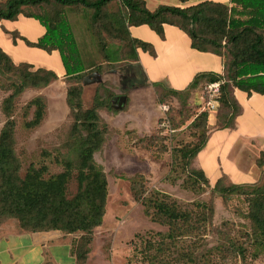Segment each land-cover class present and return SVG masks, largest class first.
I'll return each mask as SVG.
<instances>
[{
    "label": "rangeland",
    "instance_id": "374dc122",
    "mask_svg": "<svg viewBox=\"0 0 264 264\" xmlns=\"http://www.w3.org/2000/svg\"><path fill=\"white\" fill-rule=\"evenodd\" d=\"M198 1L201 0H189V3ZM157 2L182 5L178 0ZM53 7L51 4L27 10L43 14ZM63 10L70 21L86 67L85 79L80 82L82 107L92 106L93 99L99 93L108 95L109 89L115 95L111 109L99 110L102 120L107 124V132L101 148L94 153V159L102 166L107 179L104 215L101 225L86 235L89 242H80V250L87 249V254L85 260L78 264H148L132 257L133 247L140 238L136 236L151 233L158 238L160 236L157 233H166L169 226L145 215V209L150 212L152 209L134 199L130 182L133 178L138 179L135 188L144 196H153L155 192L165 194L167 201H175L177 207L190 213L193 219L205 213V219L198 220L196 224L198 229L180 235L179 240L175 241V246L171 248L172 258L177 259L180 254L188 253L195 257L196 264H264V251L258 250L253 241L254 230L247 217L246 195L233 193L223 197L212 191L220 175H224L221 182L223 186L264 182V156L261 154V151L264 152L263 131H259L252 123L249 125V111L238 120L235 130H218L221 110L210 113L205 121L197 117L202 108L204 81L188 94L176 96L165 92L169 86L180 87L173 86L168 80L162 81L164 88H153V81L143 75L141 68L134 64L135 61L120 60L108 64L104 60L102 45L105 48L121 47L122 55H127L128 49L122 37H112L98 24L90 27V13L80 6ZM105 10L111 13L122 10L120 0H111ZM26 19L19 16L16 21H9L6 25L21 29ZM23 29L31 32L25 25ZM130 32L132 36L144 40L156 41L158 37L144 25L131 27ZM6 36L0 39L2 47L8 46L6 42L10 43L11 36ZM28 36L33 39L34 33ZM25 47L30 54H26L24 60L35 64L30 69L46 67L58 72L57 68L41 64L36 54L45 51ZM15 51L21 56L25 55L22 49L16 48ZM98 65L103 68L100 73L94 70ZM19 80L17 75L5 71L0 64V129L7 120L3 100ZM73 83L64 76H58L45 87L25 88L14 98L10 115L14 121L12 150L20 177L34 168L42 169V177L48 178L62 171L65 160L77 161L76 138L71 133L72 117L65 102L66 89ZM255 94L259 103L264 100V95ZM36 96L44 100L43 116L38 125L29 127L27 122L31 120L35 106L27 104ZM258 102L253 104L254 109L261 108ZM162 123L165 124L162 126ZM202 129L205 130L208 144L199 153L198 160L211 183L203 187L187 177L186 170L178 163L179 158L174 159L173 156L179 147L196 142ZM258 161H262L261 165ZM75 174L74 170L68 183L69 197L76 191ZM203 203H212V215L201 207ZM0 224L21 229L15 217L2 216ZM184 226L186 228L184 223H179L174 227L183 231ZM69 234L78 238L83 233ZM37 251L32 252L31 257L26 255V264H40L41 260H46V255L41 257V248Z\"/></svg>",
    "mask_w": 264,
    "mask_h": 264
},
{
    "label": "trees",
    "instance_id": "16d2710c",
    "mask_svg": "<svg viewBox=\"0 0 264 264\" xmlns=\"http://www.w3.org/2000/svg\"><path fill=\"white\" fill-rule=\"evenodd\" d=\"M111 0H0V21H14L19 15L33 18L44 27V33L35 41H30L17 30L9 31L12 41L21 39L28 47H36L46 52L57 50L64 68V78L74 83L66 89L65 102L72 117L71 133L76 138L77 161L65 160L62 171L48 177H42V169L30 168L20 177L15 167L12 150L14 121L10 118L12 102L25 88H42L58 75L52 69L38 67L30 69L28 62L15 63L0 47V64L5 71L17 75L20 80L3 100V111L7 116L0 129V217L8 216L18 219L21 229L26 231L60 230L65 233L81 232L80 237L71 239V253L77 263L84 261L87 249L80 250V242L88 243L86 237L92 230L101 225L107 196V179L104 170L94 159V153L101 148L107 124L102 120L99 110L112 107L114 93L109 89L108 95L93 99L92 106L82 107L80 82L85 79V65L72 31L70 21L63 8L80 6L88 10L90 27L100 25L103 31L112 37L123 38L127 57L122 55V48L102 45L104 60L110 64L120 60L138 62V49L155 56L152 43L133 37L131 26L146 25L159 37H164V24L174 25L185 32L190 39V46L201 52H211L221 57L222 72L205 71L197 73L184 89L167 87L165 92L171 95L188 94L201 81L204 86L209 82H220L219 94L214 98V111L219 110L217 129L234 130L236 118L242 113V106L234 95V90L264 94V0H229V3L204 0L185 7L159 4L153 10L146 7L144 0H120L122 10L111 13L105 7ZM185 2L186 0H180ZM53 4L51 11L42 13L28 12V8H41ZM27 10V11H26ZM93 29V28H92ZM95 72H102L98 65ZM103 87V83H99ZM153 88H164L159 81L151 83ZM202 88V101L208 96ZM105 90V89H104ZM157 94V93H156ZM158 95V94H157ZM35 110L27 126L40 123L44 100L36 96L28 102ZM209 112L201 111L197 117L206 120ZM165 123H162L163 126ZM196 126V123L194 124ZM208 138L202 129L196 142L179 147L173 152L174 159L186 170L187 177L209 186L210 180L197 159L198 153L205 147ZM264 156V152L261 151ZM264 158V157H263ZM262 161H258L261 165ZM75 170L76 191L68 196V183ZM224 174V173H223ZM224 175L214 182L212 191L223 197L233 193H244L248 204L247 217L250 220L254 235L253 241L258 250L264 251V182L262 184L230 183L221 184ZM141 178V177H139ZM133 197L145 209V215L153 221L169 226L166 233L158 232L155 238L151 233L137 235L138 243L133 247L132 257L148 264H196L195 257L182 253L177 259L171 257V248L180 235L190 234L198 229V220L205 219L200 213L193 219L191 214L177 207L175 201H167V195L155 192L153 196H144L136 190L138 179H131ZM213 214L212 203L202 204ZM33 224L30 227V224ZM184 223V230L174 227ZM1 225V224H0ZM183 225V224H182Z\"/></svg>",
    "mask_w": 264,
    "mask_h": 264
},
{
    "label": "crops",
    "instance_id": "0c3cea01",
    "mask_svg": "<svg viewBox=\"0 0 264 264\" xmlns=\"http://www.w3.org/2000/svg\"><path fill=\"white\" fill-rule=\"evenodd\" d=\"M144 1L146 7L149 10H153L159 4H165V3L157 2V0H144ZM178 1L182 5H174V6L185 7L188 5L195 4V3H189V0H186L185 2H181L180 0ZM211 1L229 3V0H211ZM19 16L17 17V19L19 18ZM24 18H27L26 19L27 21L22 22L21 29L19 28L14 29L13 26H7L6 24L9 22L8 20L0 21V39L2 40L4 36L9 35L3 32L2 28H5L9 31L17 30L21 35H23L30 41H35L38 37H40L44 33V27L40 25L37 20L28 17H24ZM33 20L36 21V23H30V22H34ZM23 25L29 27L31 32L28 33L24 31ZM163 30H164L163 38L159 37L156 34L158 36L156 41L145 39V41L152 43V45L154 46L156 52L155 56H151L147 52H143L140 49H138V59H139L138 62L140 68L143 72V75L146 76L149 81L155 82L159 80L162 82L168 80L173 86H180L179 88L177 87H171V88L179 90V89H184L185 86L199 72H205V71H214L218 73L222 72V59L220 56L211 52H201L192 48L190 46V39L187 36V34L174 25L164 24ZM33 33H34V38L29 39L28 35H31ZM5 38H7V36ZM6 43L8 45L7 47H2V46L0 47L12 58V60L15 63L28 62L30 64H34L32 62L24 60V58L25 59L27 58L26 54L28 55L30 53L26 52L25 46L27 45L24 43L23 40L17 39L16 43H14L11 38L10 43L9 42ZM16 48L22 49L24 51L25 55H22L24 57H22L21 55H19L18 52L15 51ZM45 52L44 53L41 52V54L35 53L41 59V64L47 67L50 66L57 68L58 72L54 70L56 74L58 76H63L64 68L61 63L58 51L52 50L51 52H46V53ZM38 57H36V59H39ZM54 61H56V64L54 63ZM234 95L238 100V102L240 103V105L242 106V113L236 118V126H238L237 124L238 120L242 118V116H244L246 111H249L250 113L249 115L251 116L249 118L250 122H248L249 125H251L250 123H252L253 126L259 128V131H263L261 133L262 136L261 135L260 136L264 138V106H263L264 100H261L260 102L261 104H260L257 101V97L255 93H252L250 96H248L245 92L240 91L238 89L234 90ZM255 102H258V104L261 105V108L254 109L252 106ZM253 111H254L253 114H255L256 117H254L251 114V112ZM225 130L233 131L229 129H225ZM207 144H208V140L206 145ZM202 150H204V148ZM199 153L197 155V159L199 158L198 157ZM67 236H70V238H68ZM71 239H72V235H70L69 233H64L60 230L31 232L16 228L11 229L1 224L0 225V264H26L28 262V260L25 259L26 255L28 257H31L30 254L32 252H36L38 248H41V257L46 255V260L45 261L41 260L40 264H78L75 259V256L71 253ZM38 252L39 251L34 253V256Z\"/></svg>",
    "mask_w": 264,
    "mask_h": 264
},
{
    "label": "built area",
    "instance_id": "2783aa9c",
    "mask_svg": "<svg viewBox=\"0 0 264 264\" xmlns=\"http://www.w3.org/2000/svg\"><path fill=\"white\" fill-rule=\"evenodd\" d=\"M220 82H209L204 86V93L208 96V99L203 102L201 111L206 110L210 113L214 111V98L219 94Z\"/></svg>",
    "mask_w": 264,
    "mask_h": 264
}]
</instances>
